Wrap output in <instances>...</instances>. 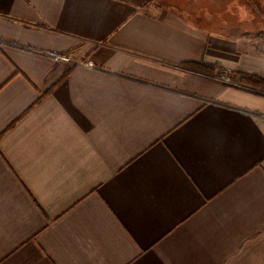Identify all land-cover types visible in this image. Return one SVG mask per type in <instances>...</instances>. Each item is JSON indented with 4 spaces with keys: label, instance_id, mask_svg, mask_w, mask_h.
Returning <instances> with one entry per match:
<instances>
[{
    "label": "crops",
    "instance_id": "obj_1",
    "mask_svg": "<svg viewBox=\"0 0 264 264\" xmlns=\"http://www.w3.org/2000/svg\"><path fill=\"white\" fill-rule=\"evenodd\" d=\"M175 18L0 0V264H264V55Z\"/></svg>",
    "mask_w": 264,
    "mask_h": 264
},
{
    "label": "rangeland",
    "instance_id": "obj_2",
    "mask_svg": "<svg viewBox=\"0 0 264 264\" xmlns=\"http://www.w3.org/2000/svg\"><path fill=\"white\" fill-rule=\"evenodd\" d=\"M231 1L235 0H152L158 8L164 10L165 15L172 16L173 19L180 17L183 20L180 22L189 24L190 27L206 32H209V27L219 28L230 35L246 32L250 35V39H254V42L264 47V36L261 35L262 38L256 36L258 33H264V0H237L238 3L245 5L246 14L250 13V10L255 15L260 13L258 18L253 17L254 20H239L237 15L232 14L220 15L225 5ZM234 11L238 10L234 9ZM208 15L211 17L208 18ZM247 17L249 16H245Z\"/></svg>",
    "mask_w": 264,
    "mask_h": 264
},
{
    "label": "trees",
    "instance_id": "obj_3",
    "mask_svg": "<svg viewBox=\"0 0 264 264\" xmlns=\"http://www.w3.org/2000/svg\"><path fill=\"white\" fill-rule=\"evenodd\" d=\"M234 3V4H232ZM237 4L238 2L235 0V1H231L229 4H227L225 6V8L223 9L222 14L225 13L226 10L229 11L230 8H234L236 10H238V7H237ZM242 10H244L245 8V5L243 4L241 6ZM233 9V10H234ZM233 10H231V12L233 13ZM227 13V12H226ZM264 36V33H258L256 36L258 38H262L260 36ZM258 51L260 53H262V55H264V47L262 45L259 44V46L257 47ZM189 67L191 68H194L196 70H199V71H203V72H207V73H212L214 70H215V67L211 66V65H207L205 63H191L188 65ZM225 69H218V72L221 73L223 72ZM238 77V82L239 84H243V85H248V86H252V87H255V88H260V89H264V80L260 79V78H256L254 76H248V75H239V74H236Z\"/></svg>",
    "mask_w": 264,
    "mask_h": 264
},
{
    "label": "built area",
    "instance_id": "obj_4",
    "mask_svg": "<svg viewBox=\"0 0 264 264\" xmlns=\"http://www.w3.org/2000/svg\"><path fill=\"white\" fill-rule=\"evenodd\" d=\"M53 59L55 61H61V62H69L67 61L65 58H61L59 56H53ZM78 66L82 65V63H76ZM233 73L229 70H224L223 72L221 73H218V79L222 80L223 82L227 83V84H238L237 83H234V77H233ZM238 81V80H237Z\"/></svg>",
    "mask_w": 264,
    "mask_h": 264
}]
</instances>
